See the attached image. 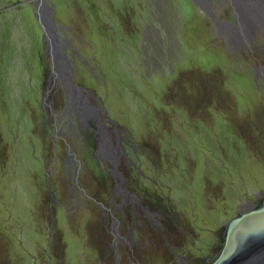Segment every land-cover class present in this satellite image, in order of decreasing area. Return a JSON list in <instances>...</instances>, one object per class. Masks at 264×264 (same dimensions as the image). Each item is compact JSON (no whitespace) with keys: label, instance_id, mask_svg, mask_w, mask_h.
<instances>
[{"label":"rangeland","instance_id":"374dc122","mask_svg":"<svg viewBox=\"0 0 264 264\" xmlns=\"http://www.w3.org/2000/svg\"><path fill=\"white\" fill-rule=\"evenodd\" d=\"M25 1L0 0V20L19 16L24 26L9 37L0 25V264L212 260L225 225L264 198V78L252 73L264 69V17L261 26L242 9L255 41L235 49L190 0H49L70 75L120 128L139 169L130 187L149 201L139 180L160 198L175 226L174 234L145 224L136 246L116 254L97 205L108 208L114 181L93 145L87 152L80 135L53 123L65 88Z\"/></svg>","mask_w":264,"mask_h":264},{"label":"flooded vegetation","instance_id":"af4514ba","mask_svg":"<svg viewBox=\"0 0 264 264\" xmlns=\"http://www.w3.org/2000/svg\"><path fill=\"white\" fill-rule=\"evenodd\" d=\"M196 1L198 3L191 1V4H193L192 6L195 5L197 7L196 9L207 18V21L211 25H213L215 28L214 32L218 38H221L226 43L233 45L235 49L240 48V45H238L239 42H245L244 44H246V47L249 48V41H255L253 36L256 35V32L253 33L250 20L249 22L246 21L243 16H241L239 21V23L242 24V29L244 27L245 31L249 30L253 35L247 36V33L243 32L242 30H240L242 33L234 32L235 30L240 29V24H237L234 19L231 0ZM237 1L242 5L245 4L249 6V11L252 17L255 18L248 1ZM225 12H229L231 16L227 17ZM261 33L264 34V32ZM246 39L247 41H244ZM261 53L264 54L263 49ZM252 73L254 78L255 76L256 78H264V69H261V67H259L257 72L253 70ZM55 79H53V81H55ZM63 85L65 88V108L62 112L57 114V116L51 112L50 116L53 120V123L61 126L63 132H65L66 129H70V136L72 138L80 135L81 141L85 144V149L87 152L90 151L88 150V146L90 144L93 145L95 148L94 155L97 157L98 161H100V166H106L105 171L110 172L111 178L114 181L113 189L107 201L108 208L101 204H97L102 210L101 216L104 219L110 220V227L107 232L111 236V239L107 244L108 248L116 254L117 249L119 248L118 246H130L132 249L137 243L135 232H146L148 229H150L146 227L145 224H149L152 229H154V232L167 229L173 231L175 234L176 231L174 229L175 226H173V221L166 213L162 211L163 205L160 198L147 194L144 188L138 186L139 180L136 181V185L138 188L143 189L141 192L146 194L145 200L149 201L143 202L142 196L130 187V177H132L134 170L139 171V169H137L135 165L128 159L124 151V147L122 145L123 140L120 134L121 131L118 132V130L115 128V125H113L111 121L108 122L109 120L107 121V118L101 114V110L90 104V101L88 100L89 97L84 100L81 105L82 112H80L78 109L76 112L67 102L66 91H68V89L65 83H63ZM53 105L54 103L51 102L50 109H52ZM69 107H71V110ZM71 113H74L73 120L70 117ZM66 147L68 149L66 150V154L70 157L71 163L78 164L75 154L69 150L70 146L66 144ZM123 172L127 175L129 174L126 176L127 178ZM137 174L139 175V173ZM121 230H123L122 233ZM174 234H169L171 239L174 238ZM172 248L176 250L174 247ZM179 257L183 264H189L187 259H184L181 256ZM207 261L208 259L205 260L203 264H208L211 260L209 259V261Z\"/></svg>","mask_w":264,"mask_h":264},{"label":"water","instance_id":"95a60500","mask_svg":"<svg viewBox=\"0 0 264 264\" xmlns=\"http://www.w3.org/2000/svg\"><path fill=\"white\" fill-rule=\"evenodd\" d=\"M191 1L198 3L196 0ZM231 1L234 19L238 24L242 9L246 11L250 7L245 4H238L240 8L237 9L234 1ZM25 3H32L33 16L40 25L42 42L45 45L52 67L55 69L56 66L59 75H63V83H65L68 90L74 93L75 106L82 112L81 105L91 94L84 95V90L75 84L73 77L70 75L71 65L66 58L65 49L60 43L58 34L60 26L55 21L56 10L54 5L49 0H26ZM239 10H241V13H239ZM246 21L249 22V19ZM242 31L246 33L244 27ZM242 31L240 32V29H237L234 32L242 33ZM63 68L65 69L63 70ZM53 74L57 76L54 71ZM115 128L118 132L121 131L118 126H115ZM208 264H264V198L256 208L247 206L245 211L239 213L225 225L222 246Z\"/></svg>","mask_w":264,"mask_h":264},{"label":"bare ground","instance_id":"6f19581e","mask_svg":"<svg viewBox=\"0 0 264 264\" xmlns=\"http://www.w3.org/2000/svg\"><path fill=\"white\" fill-rule=\"evenodd\" d=\"M264 0H250V6H251V11L254 15V17L256 19H260L264 17V6H263ZM260 23V22H259ZM261 25V23H260ZM262 26V25H261ZM242 44H244V42H241ZM56 67V66H55ZM61 67V66H60ZM65 68H63L64 70ZM61 75V76H60ZM58 72V76L60 77V79L62 80L63 75L60 74ZM62 83V82H61ZM67 93V98H68V103L70 104V106L77 111V106H75V100H74V93L71 92L70 90L66 91ZM75 102V103H74ZM71 107H69V109L71 110Z\"/></svg>","mask_w":264,"mask_h":264},{"label":"trees","instance_id":"16d2710c","mask_svg":"<svg viewBox=\"0 0 264 264\" xmlns=\"http://www.w3.org/2000/svg\"><path fill=\"white\" fill-rule=\"evenodd\" d=\"M1 6V5H0ZM26 6V5H25ZM1 11V10H0ZM24 11L25 12H23V13H28V12H31V9L30 8H25L24 9ZM2 12V11H1ZM0 12V13H1ZM32 13V12H31ZM21 14V13H20ZM32 18H33V16H32ZM18 24H21V27H22V29L24 28V26H23V24L21 23V20L19 19V16H18V18H17V20L16 21H14L13 19L12 20H8V19H5V18H2V20H0V25H1V27H3V25H5V28H4V31H5V34L6 35H8L9 37H10V35H11V32L13 33L12 34V37H13V35L15 34V32H16V30L19 28L18 27ZM24 32H26V31H24ZM12 41H13V39H11ZM1 44H3L4 43V38L2 37L1 38ZM14 42H16V40H14ZM0 50L2 51V49H1V47H0ZM14 56V55H13ZM1 60H2V58H1ZM28 66V65H27ZM4 95H5V93H4ZM7 96H9V93H8V95ZM19 99H20V101H22V100H24V99H22V98H20L19 97ZM5 101H6V99H5ZM13 100L12 99H10L9 97H8V100L6 101V102H12ZM13 103V102H12Z\"/></svg>","mask_w":264,"mask_h":264}]
</instances>
